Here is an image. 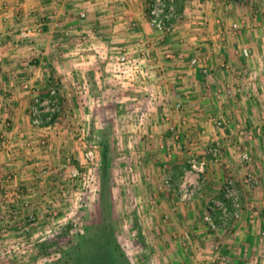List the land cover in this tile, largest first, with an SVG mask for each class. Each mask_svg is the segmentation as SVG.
I'll use <instances>...</instances> for the list:
<instances>
[{
  "label": "crops",
  "instance_id": "obj_1",
  "mask_svg": "<svg viewBox=\"0 0 264 264\" xmlns=\"http://www.w3.org/2000/svg\"><path fill=\"white\" fill-rule=\"evenodd\" d=\"M262 2L177 0L182 19L162 34L150 25L148 0H0L4 223L10 208L29 202L45 221L55 219L52 209L65 205L54 203L52 193L68 188L62 182L75 172L66 156L78 149L76 113L88 111L91 120L115 108L133 116L118 125L131 132L119 139L137 145L133 159L142 157L132 174L135 204L152 209L141 219L142 234L159 264H264ZM26 31L30 38L23 40L19 34ZM124 54L142 61L140 76L120 74ZM55 81L66 120L34 128L28 112L33 98L48 97ZM79 97L88 99L80 103ZM216 145L218 162L207 154ZM244 152L253 159L255 188L245 181ZM194 155L208 166L202 191L185 204L177 186L185 176L197 180L189 172ZM167 175L174 178L171 190L164 184ZM227 178L238 183L246 210L233 230L210 233L201 219L210 201L222 196ZM184 229L192 241L183 240Z\"/></svg>",
  "mask_w": 264,
  "mask_h": 264
},
{
  "label": "rangeland",
  "instance_id": "obj_2",
  "mask_svg": "<svg viewBox=\"0 0 264 264\" xmlns=\"http://www.w3.org/2000/svg\"><path fill=\"white\" fill-rule=\"evenodd\" d=\"M85 99L88 97L78 100L84 103ZM76 106L79 105L76 103ZM76 114L80 125L74 131L78 140L75 151L81 152V158L70 150L66 160L75 165L77 175L66 178L67 182L75 181L62 182L68 188L52 193L54 197L50 198L65 207L50 210L56 215L48 222L44 220L45 213L38 214L30 202L28 207L18 204L10 208L9 220L5 223L7 218L3 217L8 209L0 207V264H159L147 247L149 240L144 239L147 234H142L141 219L147 218L152 209H140L135 204L132 174L137 172L142 157L134 155V160L131 152L138 151L137 145L121 143L119 139L120 135L131 132L118 125H125L133 116L118 113L115 108L98 111L91 120H88V111ZM57 118L53 123L66 120L62 108ZM43 126L49 124L33 125L37 129ZM90 151L93 161L86 158ZM30 213L37 219L25 223Z\"/></svg>",
  "mask_w": 264,
  "mask_h": 264
},
{
  "label": "built area",
  "instance_id": "obj_3",
  "mask_svg": "<svg viewBox=\"0 0 264 264\" xmlns=\"http://www.w3.org/2000/svg\"><path fill=\"white\" fill-rule=\"evenodd\" d=\"M149 19L151 27L159 33L169 34L172 32L175 24L182 19V14L179 12L177 6V0H148ZM235 2H244L245 0H233ZM233 29H239L238 24L233 25ZM30 31L20 34V38L26 40L30 38ZM245 56H249V51H244ZM121 67L120 74L127 76L131 73L135 76H140L142 68H145L142 61L139 58H131L128 54L122 55L119 59ZM198 60L194 59L192 64H197ZM206 71V70H205ZM119 74V75H120ZM28 88V86H26ZM182 104L177 103L175 109L177 111L182 110ZM61 113L60 105V83L55 81L53 87L50 89L48 97L42 98L36 95L33 100V104L30 108V116L32 124L35 126H42L44 124L51 125L57 115ZM217 127L223 128L225 123L223 121H216ZM174 130V128H171ZM207 154L211 156L214 162H218L221 157V147L219 145L211 146L207 150ZM87 160L93 161L94 155L90 151L86 154ZM241 163L246 168L245 181L250 187H257L259 180L252 170L253 159L247 152L242 153ZM190 169L189 172L197 176V180L193 181L188 177H183L182 181L178 184L179 199L182 203H191L196 195L202 191L208 166L206 160H201L195 155L189 160ZM74 175H77L74 174ZM165 187L171 190L174 187V178L172 175H167L164 180ZM26 207L29 203H26ZM262 209H264V201L262 203ZM246 204L244 196L238 186V183L233 178H227L222 187V196L220 198H214L210 201L207 212L202 216V225L210 233L229 232L234 229L235 224L239 222L245 213ZM27 222L33 223L36 221V217L33 214H28ZM264 236V231L262 232ZM185 242H190L192 235L190 232H186L182 235Z\"/></svg>",
  "mask_w": 264,
  "mask_h": 264
}]
</instances>
